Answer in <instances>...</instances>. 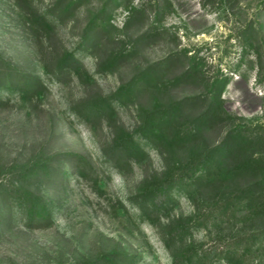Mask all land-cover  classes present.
<instances>
[{"label": "rangeland", "instance_id": "obj_1", "mask_svg": "<svg viewBox=\"0 0 264 264\" xmlns=\"http://www.w3.org/2000/svg\"><path fill=\"white\" fill-rule=\"evenodd\" d=\"M207 93L230 124L160 115ZM233 126H264V0H0V264H228L254 217L208 221L216 169L173 167Z\"/></svg>", "mask_w": 264, "mask_h": 264}, {"label": "trees", "instance_id": "obj_2", "mask_svg": "<svg viewBox=\"0 0 264 264\" xmlns=\"http://www.w3.org/2000/svg\"><path fill=\"white\" fill-rule=\"evenodd\" d=\"M187 103L192 106L206 105L205 112L192 120V129L204 123L219 126L228 125L233 121L222 109L219 97L211 93L176 103L160 115L165 117L171 112L175 113L179 106ZM155 115L151 114L149 119ZM156 117L158 118L157 115ZM188 137L198 141L196 134L188 133L179 137L174 145L185 146L189 142ZM113 145L117 159H125L129 153L135 151L128 136L115 139ZM202 164L216 169V173L200 185V188H209L214 198L208 209V221L214 223L219 219L221 224H228L230 218L246 222L254 217L253 232L241 233L232 239L224 237L217 242L221 247L218 255L228 264H264V126H254L252 129L233 126L226 132L220 147L209 149L204 157H193L187 163L173 168L184 173ZM221 170H225L223 180L216 177ZM219 190L222 192L217 196ZM244 203H248L251 211L243 218L236 219L234 213L237 212V207ZM185 221L190 224L197 222L193 218Z\"/></svg>", "mask_w": 264, "mask_h": 264}]
</instances>
